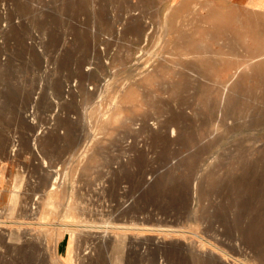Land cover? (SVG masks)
Returning <instances> with one entry per match:
<instances>
[{
	"label": "rangeland",
	"instance_id": "374dc122",
	"mask_svg": "<svg viewBox=\"0 0 264 264\" xmlns=\"http://www.w3.org/2000/svg\"><path fill=\"white\" fill-rule=\"evenodd\" d=\"M150 2L0 0V221L9 218L27 229L0 243V264L87 263L105 224L183 238L162 245L142 237L105 249L93 264H212L189 249L194 233L241 264H264V98L255 99L254 73L247 70L264 63V37L220 16L217 27L242 35L243 56L253 57H224L218 65L224 73L180 59L188 69H169L175 76L168 78L157 67L170 49L163 37L155 38L157 5ZM201 7L180 4L172 17L204 19L196 14ZM259 23L264 27V18ZM181 29L175 25L173 39ZM219 34L213 30L207 42L216 51L222 50ZM195 36L206 39L205 32ZM151 71L160 75L151 86H138L136 79ZM117 83L113 99L127 103L140 88L143 109L124 116L132 132L120 137L107 128L96 136L111 147L101 148L106 158L100 167L88 168L90 152H97L89 149V127L106 111L107 88ZM224 84L235 88L228 89L235 98L228 113ZM257 87L264 90V81ZM127 157L132 167L116 177L113 167L125 168ZM66 166L68 194L48 216ZM13 193L22 196L18 208ZM72 224L92 232L61 233Z\"/></svg>",
	"mask_w": 264,
	"mask_h": 264
},
{
	"label": "bare ground",
	"instance_id": "6f19581e",
	"mask_svg": "<svg viewBox=\"0 0 264 264\" xmlns=\"http://www.w3.org/2000/svg\"><path fill=\"white\" fill-rule=\"evenodd\" d=\"M167 1L168 0H151L150 3H153V4L156 3L157 5V9L154 15L156 19L155 21L157 23V25L155 24L157 26L155 27L157 29V32L154 31L156 32L155 38L158 39V38L163 37L164 38L163 39L164 48L168 46V49H170L168 54L162 57L161 59L162 63L159 64V66L157 65L158 66L157 69L164 72L163 75L167 76L168 78H172L173 76H175L174 74L167 72V70L169 69H172L175 67H180L182 69H188L182 63H180V59L181 60L185 58L193 59L196 69H199V70L200 69L206 70L208 72H214L215 70H217L219 73H224V66L218 67V65L220 64L219 62L223 60L224 57H229L232 60H236V61L240 59H244V58L250 59L253 57L252 54L249 56H243V48H244L245 40L242 35H233L230 31H228L226 26L217 27V23L219 22L220 16L221 17L224 16V19L227 20V22L225 23L227 24L236 25L237 28H239L240 30H243L246 33L249 31H253L254 34H257L260 37H264V27L261 26L259 23V19L264 18V0H174L165 9L164 5ZM188 3H195V5L197 6L198 5L202 6L201 7L203 10L202 13L199 12L196 14H199V15L201 14L204 19H198L194 21L193 18H188L187 21L182 22L172 17L173 14H175L178 11L177 9L180 4L185 5ZM138 22H140L139 18H137V20L135 19L134 21H132L126 33H132L133 29L138 25ZM176 24L181 25L182 29L180 33L175 34V38L173 39V37L171 36V32L174 30ZM210 30H212V32L213 30H217L220 32L219 38L217 39L215 38V41L218 45L221 46L222 50L216 51L211 46L208 45L207 43L209 42L208 39L212 38V32ZM196 32H205L206 39L205 40L195 39ZM1 49H2V43L0 42V51ZM247 70L252 71L254 73L252 83L256 91L255 99L264 98L263 88L257 87L258 85L262 84V82L264 81V63L257 64L256 66L253 67V69H247ZM155 72H152V71L148 72L146 74L141 75L138 79H136L137 81H139L138 86H151V84L149 83L152 77L160 75ZM208 77L210 76L208 75ZM239 82L240 80H237L236 82H234V85H238ZM117 85L118 83L115 86L112 85L111 87L107 88L108 96L106 98V111L101 113L100 116H98L93 122H91L92 124L89 127V131L91 132V136L89 139V149L90 148L95 149L97 152L96 153L90 152V156L88 157L87 164H86L88 168L100 167L101 163L104 161V158H106V155L104 154L101 148L106 147V146L111 147L110 141H104L103 143H97L96 136H98L101 133V131L107 128L115 129L117 131V136L121 134L120 137H122L123 135L129 132H132L133 128L131 126V123L125 121L124 116L127 115L128 113H139L140 114V111L143 109L140 106L141 103L138 101L139 92L141 91L140 88L138 89L137 92L130 94V97H128L129 101H127V103L122 104L123 102L121 99L119 100L113 99V93L116 90ZM228 89H231L232 91L235 90L234 87H228L227 85L224 84V100L222 99L223 97L221 98V100H223V103H224V113H228L230 110H232L231 108H233V106L235 105V98L233 97L232 92L230 93V95L227 96ZM129 102L133 103L134 105L129 106L128 104ZM136 103L137 105H135ZM95 111L96 109H92L89 114H88V111H86V113H84V120L91 118V116L95 113ZM111 115H113V122L109 123L107 119ZM106 137L116 138V135L109 133ZM124 156H127V155H124ZM132 161H130L129 157H127V160L125 161L126 163L125 168H121V166L115 165L113 167L114 172L112 173H114L116 177H120V174L123 171L132 167L133 165V163L131 164ZM73 173H74V170H72L70 174L71 181H72ZM68 181H69L68 166H66L62 172L61 180L56 188V191L51 197V205H50L51 209L49 211L48 216H51L52 212H56L59 208L63 206L64 200L68 194ZM2 193L3 192L0 190V201L2 200L1 198ZM11 195H12L13 205L16 208L20 207V201L22 200V196L19 195V193H13ZM89 207L90 206H88V208ZM87 214H90V213H87ZM71 217L72 215H70V218ZM8 219L3 218L0 221V243L5 242V239L8 237H22L25 234H27V229L25 227H22L21 226L22 224L20 225L18 223H15L16 221L12 222V221H9ZM45 225H50V224H45ZM72 227H73L72 229H66V230H63V228H61L60 229L61 233L62 231H65L69 234H73V233L75 234L88 233L89 234L92 232V230L87 229L85 226L84 228L80 226H76V225H73ZM132 227H123L121 225L115 226V225H108V224L101 225V227L98 228L100 230L98 232L99 233V243L97 245V248L94 249L88 256V259H87L88 262L87 263L82 262L81 264H93L96 261V259H98V257L101 255L100 253H103L105 249H108L111 246L126 244V243H129V241L136 242L142 237L148 238L149 236H154L157 239V241L161 243L162 245L168 244L170 240L172 239L183 238L182 234L171 233L167 230L160 231L156 229L150 230L148 228H139V227L132 228ZM46 230L49 235H52L53 230L51 227L47 228L46 226ZM41 239L43 240L44 238L41 237ZM188 245H189V249L192 252H196L202 259H204L205 261H208L209 263H212V264H241L242 263L240 259H231L228 256H226V254L220 249H218L214 244L203 241L201 236L197 233H194V236L190 237V241Z\"/></svg>",
	"mask_w": 264,
	"mask_h": 264
}]
</instances>
